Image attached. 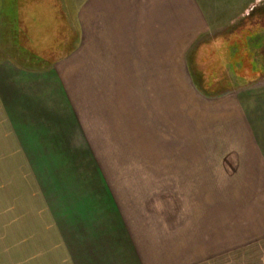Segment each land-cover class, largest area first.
<instances>
[{
  "label": "crops",
  "instance_id": "crops-1",
  "mask_svg": "<svg viewBox=\"0 0 264 264\" xmlns=\"http://www.w3.org/2000/svg\"><path fill=\"white\" fill-rule=\"evenodd\" d=\"M212 1L66 5L77 31L66 58L101 76V99L87 94L95 81L81 88L60 65L0 49V264H264V81L238 83L231 36L249 24L218 33ZM127 128L137 140L165 130L164 152L149 144L165 163L112 178L106 156Z\"/></svg>",
  "mask_w": 264,
  "mask_h": 264
},
{
  "label": "rangeland",
  "instance_id": "rangeland-1",
  "mask_svg": "<svg viewBox=\"0 0 264 264\" xmlns=\"http://www.w3.org/2000/svg\"><path fill=\"white\" fill-rule=\"evenodd\" d=\"M22 1L23 0H9V1L0 0V49L2 48L3 51L8 50L11 54H13L14 58L17 59L19 63L23 62V64L25 63L24 65L29 66L31 68L39 67L40 65L39 62H43L42 64L46 63L48 65L49 64H54L56 66L60 65L61 69H63L67 73V75L69 76L71 80H73L74 78H75L74 80H77V78H80L81 81L78 82L77 84H80L81 88H85L87 82H90V86H92L91 80L95 81V88H93L92 90L90 88L87 93L89 96H91L92 94L95 99L96 98L101 99V94L104 95L108 93L107 91L103 92L101 90V81L98 80L101 78V76L100 78H98V76L96 78V75H91V74L90 75H86V74L77 75V73L79 71H82L83 67L85 66L83 65L84 63L82 60H81L82 64H80V61L78 62V60L74 56L73 58L71 57L66 58L70 56L71 53L72 54L75 53V42L77 40L76 39L77 31L75 27H72L73 34L69 40V45H68L69 51L65 52L66 54L63 56L61 54L60 55L62 56L61 58L59 56L56 60H52L53 61L52 63L42 61L44 59H40L37 57L35 58V55L31 53H25V51H30V49H33L37 53H39L40 51L45 52L44 48L48 47L50 44H53L54 48L56 47L59 48L60 47L59 32L62 26H60V23H61L60 4L59 3L57 4V0H37V1L27 0L28 1L27 6L31 8L27 12L23 11L24 5ZM75 1L80 2L81 0H61V3L64 6L68 5V7H70L75 3ZM210 2L208 4H211ZM212 3L214 4V7H211L212 9L211 13L213 14H211L209 17L215 18L216 20H222V24H223L215 28L218 33L220 32L224 33V32H227L233 29V27L234 29H236L246 24H249V25L252 23H255L256 25L264 24V0H214L212 1ZM13 5L15 8L13 7ZM42 8L46 10V12H43ZM18 9H19V12H17ZM13 10H14V17H15L14 24L12 23L9 17V14ZM37 10L43 13L39 14V16L36 17ZM226 24H230V27H227ZM21 26L32 27L31 33H32V37H34L32 40L26 39L25 34L20 32ZM253 29L256 30V28L253 27L251 28V31H253ZM249 31L248 29L242 30V33H241L240 29H238V33L234 32V34L231 37L235 36L241 39L246 38L247 40ZM22 37H25L26 44L30 49H25V47H22L23 44L19 43V41H21V39L19 38H22ZM225 39H228V37ZM222 40H224V38ZM17 44L21 48H23V50L20 49V47H18ZM247 48L249 52L248 51L242 52L241 50L238 49L237 46H235V49L239 53L241 54L243 53L244 57H246L248 54L250 55L252 54L250 53L251 48L248 46ZM26 58H28L27 61H26ZM251 59H252V68L250 69L251 73L258 72V71H264L262 66H260L261 63L263 64L261 57H252L251 55ZM192 60L188 58L187 62L189 66L190 77L193 80V82L196 84V82H199L201 78L200 76L195 74L194 69H193ZM202 61L204 64H206L207 62L209 63L212 60H202ZM215 68H216V64H215ZM240 70L241 71L243 70L244 72H246L247 68L240 69ZM215 71H216L215 73L210 74V76H207V80L209 81L210 85H211V82H210L211 80L213 81L214 79L219 77L218 75L220 73H218L217 69H215ZM219 72H221V70H219ZM104 77H105V80L107 78V83L114 81L113 75L112 76L105 75ZM117 77L119 76H116V78ZM123 77L124 78L121 80L126 81V82L128 81L132 82L134 76L130 75V76H123ZM261 77H262L261 80L264 81L263 74L261 75ZM85 81H86V84H84ZM74 86H76L75 83H74ZM79 94L82 96L81 98H84L85 92H79ZM182 95H184L182 91H177V90L174 91V98H178L179 101H181L182 98H186L185 96H182ZM108 98L112 99V95L110 94ZM126 130L127 132H126L125 140H111L110 151H114L116 153L115 154L110 153L109 156H106L107 162L109 163L108 164L109 172H107L109 177L117 178L120 174V171H121L120 169L123 164L126 165V164H131V163H135L139 161L142 164H148L150 160H155V159H157L158 163H165L166 155L160 154V151L163 150L167 142L170 141L169 139L167 140L166 134H164V132H166L165 130L164 132L159 131L158 134H154L152 132L151 135H149L148 131H142L141 132L142 137L140 138L141 140H137L133 138V133L128 132V131H132L131 128H127ZM137 134L138 132H136V135ZM156 137L158 138L156 139ZM151 138H153L154 141ZM174 138H177V139H174L175 144L179 140H181L178 137H174ZM137 141H141L142 152H139L140 150L137 147ZM152 141L157 142V145L160 149L159 154L157 155L155 153L154 154L152 153V155L149 154L150 150L152 149L150 148L149 144H151Z\"/></svg>",
  "mask_w": 264,
  "mask_h": 264
},
{
  "label": "trees",
  "instance_id": "trees-1",
  "mask_svg": "<svg viewBox=\"0 0 264 264\" xmlns=\"http://www.w3.org/2000/svg\"><path fill=\"white\" fill-rule=\"evenodd\" d=\"M58 3L60 4V17H61L60 26H62L61 30L59 32V40H60V42H59L60 47L59 48H57V47L54 48L53 44H50L48 47L44 48L45 52H41V51L39 53L35 52L33 49H30L26 44V39L32 40L34 38V37H32V33H31L32 27H29V26H21L20 27V32L25 34L26 39H25V37L19 38V39H21V41H19V43L20 44L22 43L23 44L22 47H25V49H30V51H25V53H31V54L35 55V58L37 57L40 59H44L42 61H46L49 63H52L53 62L52 60H54L56 56L58 57L61 54L63 56L66 54L65 52L69 51V48H68L69 40L73 34V28H72L73 26L71 25V22L69 20L68 15H67L66 8L61 3V0H60V2H59V0H57V4ZM239 29L245 30L243 28H239ZM241 33H242V31H241ZM236 42H237V44H236ZM236 42H235V44L239 50H241L242 52L248 51L247 46L250 47V45L248 43H246V38H243V39L239 38V39H237ZM17 46L20 47L18 44H17ZM20 49L23 50V48H21V47H20ZM57 57H56V59H57ZM27 60H28V58H26V61ZM230 62L233 65V70L236 73V76L239 78L238 83H241L240 79H242V78L255 80L261 76V74L258 72H254V73L250 72V69L252 68V59H251L250 54H248L246 57H244V54H243V56L233 57L232 59H230ZM41 63H43V62H39L40 65H41ZM260 66H263V65H260ZM244 68H247V70H248L247 73H245L243 70L242 71L240 70V69H244ZM207 76H210V74H208ZM220 77H224L223 72L221 73ZM210 82H211V85L216 84L215 81H210Z\"/></svg>",
  "mask_w": 264,
  "mask_h": 264
},
{
  "label": "flooded vegetation",
  "instance_id": "flooded-vegetation-1",
  "mask_svg": "<svg viewBox=\"0 0 264 264\" xmlns=\"http://www.w3.org/2000/svg\"><path fill=\"white\" fill-rule=\"evenodd\" d=\"M253 27L256 28V30L253 29V31H251V28ZM248 31H249V35L247 40L251 48L250 53H252L251 54L252 57L262 58L263 64L261 63V65H263L262 68L264 69V24L256 25L255 23H252L250 24V26L248 25Z\"/></svg>",
  "mask_w": 264,
  "mask_h": 264
}]
</instances>
